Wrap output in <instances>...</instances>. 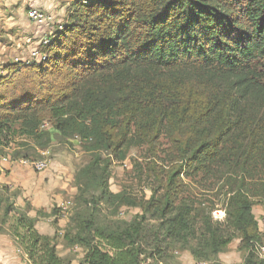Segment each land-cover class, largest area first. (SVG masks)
Segmentation results:
<instances>
[{"label": "trees", "instance_id": "1", "mask_svg": "<svg viewBox=\"0 0 264 264\" xmlns=\"http://www.w3.org/2000/svg\"><path fill=\"white\" fill-rule=\"evenodd\" d=\"M68 13L44 60L0 75V148L76 140L92 155L75 174L79 196L141 210L103 228L93 213L72 217L63 239L86 250L80 264H159L167 242L200 261L235 236L244 264H264L253 214L264 201V0H74ZM134 148L148 154L133 162L148 200L109 188L113 162ZM185 179L217 185L222 221L180 198ZM36 222L16 218L29 262L66 264Z\"/></svg>", "mask_w": 264, "mask_h": 264}, {"label": "rangeland", "instance_id": "2", "mask_svg": "<svg viewBox=\"0 0 264 264\" xmlns=\"http://www.w3.org/2000/svg\"><path fill=\"white\" fill-rule=\"evenodd\" d=\"M72 1L74 0H0V50H3L9 61L0 67V75L7 74L6 67L9 65H28L38 61L31 57L33 51H37L41 57H46L43 49L66 24L68 7ZM32 11H36L41 19H30ZM15 41L22 43L20 46L23 50L17 60L9 57L11 46L16 45ZM21 57H24L23 60ZM147 155L145 148H134L129 150L124 162H113L109 180L112 193L125 191L133 198L149 199L151 182L139 180L137 169L133 166L134 161L146 162ZM25 160L42 162L46 167L39 172L29 165H24ZM91 160L92 155L85 152L76 140L69 143L54 140L47 150L41 151L33 148L32 143L27 140L14 138L8 147L0 148V203L10 202L13 211L3 219L4 206L0 207V264H31L22 244V230L16 225L18 215L27 214L29 218L37 220L36 231L52 239L56 254L66 264H80L86 250L80 246L70 247L63 239L69 228H75L72 217L93 213L96 226L103 228L130 221L135 215L141 214L138 208L121 206L117 209L114 207L116 203L105 201L95 205L90 196H79L74 184L75 174ZM184 181L187 188L180 198L200 209L213 207L212 220L222 221L223 197L217 185L213 182H200L199 179ZM6 184L8 188H5ZM98 194L94 192L95 196ZM214 212H218L217 218L213 216ZM253 214L262 238V244L256 254L260 259H264V251L259 249H264L263 200L254 202ZM148 224L153 227L157 223L151 219ZM197 227H200L199 223ZM163 247L168 248V252L159 264H244L246 257L236 236L220 253L210 254L200 261H194L189 252L181 250L179 246L167 242ZM144 264H155V261H146Z\"/></svg>", "mask_w": 264, "mask_h": 264}, {"label": "crops", "instance_id": "3", "mask_svg": "<svg viewBox=\"0 0 264 264\" xmlns=\"http://www.w3.org/2000/svg\"><path fill=\"white\" fill-rule=\"evenodd\" d=\"M29 19V18H28ZM30 37H28L29 39ZM34 38V37H33ZM20 42V40H19ZM15 44L16 45H12L11 48H10V53H9V57H11L12 59L14 58V60H17V57L23 53V50H21V44L18 43V41H15ZM30 49V48H29ZM0 67H3L6 63H8L9 61L7 60L6 56L3 54V50H0ZM28 53V52H27ZM24 57H21L20 59L23 60ZM1 71V70H0ZM9 186L6 184L5 185V188H8Z\"/></svg>", "mask_w": 264, "mask_h": 264}, {"label": "bare ground", "instance_id": "4", "mask_svg": "<svg viewBox=\"0 0 264 264\" xmlns=\"http://www.w3.org/2000/svg\"><path fill=\"white\" fill-rule=\"evenodd\" d=\"M29 16H30V19H37V12L36 11H32V12H30ZM31 55H32L31 57L36 58V60H38V61H40V60L42 61V60L45 59L44 57H41L37 51H33L31 53ZM23 164L24 165H29V166L33 167V169H35L36 171H39V172L44 170L45 167H46L45 163H42V162H29V161L25 160L23 162Z\"/></svg>", "mask_w": 264, "mask_h": 264}, {"label": "built area", "instance_id": "5", "mask_svg": "<svg viewBox=\"0 0 264 264\" xmlns=\"http://www.w3.org/2000/svg\"><path fill=\"white\" fill-rule=\"evenodd\" d=\"M38 19H41V18H40V15L37 13V19H33V20H38ZM221 214L223 215V218H224V212L221 213ZM213 216L217 218V217H218V212H214V213H213ZM223 218H222V219H223ZM259 249H261L262 252L264 251L263 248H259Z\"/></svg>", "mask_w": 264, "mask_h": 264}]
</instances>
